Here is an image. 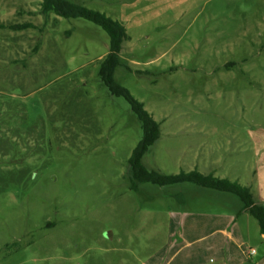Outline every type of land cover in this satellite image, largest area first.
Listing matches in <instances>:
<instances>
[{
  "label": "rangeland",
  "instance_id": "374dc122",
  "mask_svg": "<svg viewBox=\"0 0 264 264\" xmlns=\"http://www.w3.org/2000/svg\"><path fill=\"white\" fill-rule=\"evenodd\" d=\"M69 1L126 28L115 81L161 131L143 165L235 181L264 205V0ZM41 2L0 0V26H36L0 27V168L14 170L16 146L29 176L0 191V264H264L259 223L238 195L188 182L131 189L142 130L98 75L109 36L44 17Z\"/></svg>",
  "mask_w": 264,
  "mask_h": 264
},
{
  "label": "trees",
  "instance_id": "16d2710c",
  "mask_svg": "<svg viewBox=\"0 0 264 264\" xmlns=\"http://www.w3.org/2000/svg\"><path fill=\"white\" fill-rule=\"evenodd\" d=\"M54 14L58 17L65 19H84L101 27L109 36L110 47L109 53L99 64L98 75L103 84L107 87L108 91L117 97H122L131 106L132 111L138 118L140 127L142 130V137L137 146L132 151V154L128 160L131 167V186L133 190H138V185L142 183H151L159 186L180 184V183H193L198 186L213 189L221 192H229L236 194L240 197L244 204V209L247 210L259 223L260 232L264 235V205L257 204L251 194L248 187L242 186L238 182L230 181L228 179L217 178L212 174L204 175L196 170L191 172H181L177 175H166L158 171H149L143 165V157L149 151L155 142L159 139L160 123L157 122L151 114L144 108L143 103L136 100L131 93L123 86L119 85L115 81V72L118 67L121 66L120 53L122 50L123 42L129 39L125 26L108 17L106 14L99 11H95L85 7L82 4L72 2L69 0H42L41 2V14L47 17L50 14ZM1 28H8L14 31H24L36 26L31 22L6 24L0 26ZM10 93L20 90L17 86H11ZM1 99V98H0ZM2 103L0 102V105ZM6 114L10 119H14L15 116L21 119L18 108V103L13 101H6ZM17 111H15V110ZM2 109L0 107V150L2 145L6 142L5 133L2 132L1 117ZM14 133V132H13ZM14 150L8 160L13 165V171H5L0 168V191L7 187H25L28 183L29 176L27 170L20 167L18 164L23 161L24 153L22 149H18L13 146ZM29 153H36L38 148L37 143L35 146H29ZM28 148V149H29ZM8 151V148H5ZM2 159L7 156L5 152L1 153ZM12 161V162H11ZM1 166V164H0ZM33 174L31 175V177Z\"/></svg>",
  "mask_w": 264,
  "mask_h": 264
},
{
  "label": "crops",
  "instance_id": "0c3cea01",
  "mask_svg": "<svg viewBox=\"0 0 264 264\" xmlns=\"http://www.w3.org/2000/svg\"><path fill=\"white\" fill-rule=\"evenodd\" d=\"M261 235H262V234H261ZM262 237L264 238V235H262ZM251 250H252V249H251ZM251 250H249V252H247L249 256L253 255V254H251V252H250ZM256 253H257V252H256Z\"/></svg>",
  "mask_w": 264,
  "mask_h": 264
},
{
  "label": "built area",
  "instance_id": "2783aa9c",
  "mask_svg": "<svg viewBox=\"0 0 264 264\" xmlns=\"http://www.w3.org/2000/svg\"><path fill=\"white\" fill-rule=\"evenodd\" d=\"M250 252H251V254H255L256 253V250L255 249H252Z\"/></svg>",
  "mask_w": 264,
  "mask_h": 264
}]
</instances>
